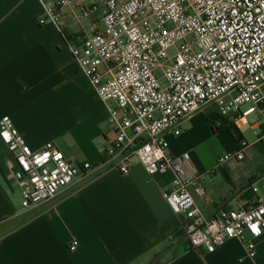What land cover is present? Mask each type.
I'll use <instances>...</instances> for the list:
<instances>
[{
  "label": "crops",
  "instance_id": "obj_1",
  "mask_svg": "<svg viewBox=\"0 0 264 264\" xmlns=\"http://www.w3.org/2000/svg\"><path fill=\"white\" fill-rule=\"evenodd\" d=\"M43 15L40 0H0V120L10 116L33 150L51 142L72 163L100 165L114 135L68 45L101 30L104 9L83 18L76 7L65 8L61 31L40 25ZM182 130L168 138L170 153L190 155L198 176L191 192L203 215L212 219L250 207L256 200L251 184L264 181L259 114L224 116L210 104L185 120ZM244 143V160L218 165ZM14 166L0 143V264H264V234L255 257L236 239L214 253L191 249V221L175 215L163 197L172 172L150 176L136 164L124 175L104 167L55 200L25 209L19 187L10 183ZM73 240L80 245L71 252Z\"/></svg>",
  "mask_w": 264,
  "mask_h": 264
},
{
  "label": "built area",
  "instance_id": "obj_2",
  "mask_svg": "<svg viewBox=\"0 0 264 264\" xmlns=\"http://www.w3.org/2000/svg\"><path fill=\"white\" fill-rule=\"evenodd\" d=\"M40 2L44 15L38 23L59 31L69 6L83 18L104 9L103 28L68 47L104 104L114 138L100 165H78L54 143L33 150L11 117L4 116L0 143L14 159L9 178L20 189L23 207L49 203L79 178L104 167L127 175L140 164L150 176L174 173L163 197L175 215L191 221V249L214 253L236 239L255 257L256 240L264 234V181L251 184L256 200L250 207L208 219L191 192L198 184L191 157L171 154L168 138L179 137L182 123L210 104L224 116L258 113L264 127V0ZM245 152L244 143L218 165L242 161ZM79 245L73 240L69 250Z\"/></svg>",
  "mask_w": 264,
  "mask_h": 264
},
{
  "label": "rangeland",
  "instance_id": "obj_3",
  "mask_svg": "<svg viewBox=\"0 0 264 264\" xmlns=\"http://www.w3.org/2000/svg\"><path fill=\"white\" fill-rule=\"evenodd\" d=\"M247 107H244V109H246ZM11 183V185H13V186H15L16 188H17V186L13 183V182H10ZM21 194V193H20ZM20 194H19V197H20V203H21V205H22V198H21V196H20Z\"/></svg>",
  "mask_w": 264,
  "mask_h": 264
}]
</instances>
